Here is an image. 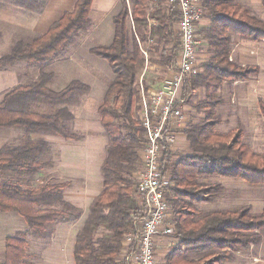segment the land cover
<instances>
[{
  "label": "trees",
  "instance_id": "16d2710c",
  "mask_svg": "<svg viewBox=\"0 0 264 264\" xmlns=\"http://www.w3.org/2000/svg\"><path fill=\"white\" fill-rule=\"evenodd\" d=\"M29 9L40 8L38 0H10ZM121 0V9L114 16V38L109 45L91 48V53L108 61L114 79L98 107L105 132L110 139L102 164L103 188L89 209L88 217L77 233L74 264H116L127 233L134 232L145 216L146 207L135 190V171L140 163V149L146 142V131L138 117L140 89L138 75L147 62L174 68L180 51L175 26L179 19L178 5L160 0ZM210 20L201 29L210 58L202 64L203 71L185 81L184 99L203 113L199 121L189 122L185 132L190 152L179 155L166 151L162 160L164 171H170L172 186L167 192L176 232L171 235L176 245L165 258V264H223L234 258L240 249L259 245L264 233V209L254 215L245 205L236 210L204 212L199 204L220 197L222 183L207 179L228 177L250 184H264V154L254 151L244 140V129L238 127L228 134L217 131L222 102L219 94L226 81L255 77L259 68L242 66L231 59L232 36L240 35L254 41L264 40V19L252 13L237 0H203ZM264 6V0H261ZM92 0H77L49 29L29 42H16L0 57V70L17 61L40 65L39 76L29 84L19 85L0 99V127H22L27 134L48 133L66 139H79L71 129L76 106L91 87L73 80L60 90L49 87L53 71L45 66L63 55L76 42L79 32L91 24ZM133 21L128 28V18ZM154 41L159 57L148 59L143 45ZM147 89V88H146ZM200 89L201 101L193 102ZM48 107L49 111L41 108ZM264 116V102H260ZM50 143L43 138H29L23 144L0 148V211L22 215L29 229L43 236L53 222L75 221L82 210L66 202L63 190L70 181L24 187L5 181L8 170L37 177L46 164L43 156ZM6 259L0 264H28L27 232L6 239Z\"/></svg>",
  "mask_w": 264,
  "mask_h": 264
},
{
  "label": "crops",
  "instance_id": "0c3cea01",
  "mask_svg": "<svg viewBox=\"0 0 264 264\" xmlns=\"http://www.w3.org/2000/svg\"><path fill=\"white\" fill-rule=\"evenodd\" d=\"M76 1L77 0H38L41 5L40 8L29 9L20 6L10 0H0V48H7L11 45L13 46L16 42L28 38L33 33L41 31H44L45 33L53 23L52 22L51 24H47L49 23L50 19L52 17L60 18L66 11L72 10ZM237 1L244 6L256 5L259 13L264 18V11L260 9L257 0ZM159 3L160 0H153L151 3V7L154 8L158 6ZM167 3H171L170 0H165V4ZM120 9L121 0H92L90 10V26L92 28L89 26L88 30H90V32L94 33L95 35V32L98 29L95 26H100L102 22L107 21L113 26L114 38L115 27L113 24V18L120 11ZM202 12V18L197 24L196 33L201 42V47L198 55L201 65L204 62L208 61V59L210 58L208 45L202 39L201 35L198 34L200 33L201 29L207 28L210 25V20L206 16L207 10L204 7V3H202ZM94 17L96 18V20L94 19ZM132 27L133 21L130 16L128 18V28L132 30ZM175 29L177 31L176 26ZM109 31L111 37V29H109ZM110 43L103 44V42H98L97 44L88 43L89 45H86V42L84 41L82 49L83 51H86L87 49V52H89L92 57V61L88 63L90 67H92L94 63L100 62L101 64L102 62H104L112 71L107 60L94 55L90 51L94 46L109 45ZM146 44L147 50H143L144 48L142 49L145 56L148 59L153 56L159 57L160 53L154 50L156 43L154 41H150ZM148 49L150 50L148 51ZM95 56L99 59H97ZM231 59L236 63L238 62V64L242 66H256L259 68V72L253 78L237 80L233 82L226 81L223 87L220 89L219 94L222 93L223 96L220 94L222 102L219 106H226L224 109H222V115H220L217 108L218 115L221 119L220 124L218 125L219 128H221L220 133L228 134L240 126L244 129V140L252 147V149H254V151L259 152L260 149L258 148V145L262 143L264 145V116L262 115L260 108V102H264V40L254 41L251 39L243 38L240 35H237V33L233 34ZM52 61L46 64H49L47 66L48 70L53 71L54 73V77L51 80L49 87L54 90H60L53 87L54 81L58 77V73L56 69L50 65ZM82 61V64L80 63V70L83 69L85 63L84 60ZM19 62L21 63L28 61H17L13 65H9L7 66V68L5 67L0 70V93L7 90L8 88H14L19 85H26L30 83H21V80L24 78L21 76ZM67 63L68 62L66 61L65 64ZM143 70L144 71H142L143 75L141 78V86L138 87L141 90L140 100L138 103L139 119L141 117V107L144 103L143 97L153 89L161 87L165 78L171 77V75H173L175 72V69L173 68L166 67L152 61L150 62V60L149 62H147ZM144 75L145 78H143ZM38 76L39 73L33 80H31V82H33ZM105 76H108L109 78V75L107 74L99 75L91 78V81H87L86 79L84 80L79 76H72L71 81L80 80L91 87L90 92L85 97L86 99L88 98L87 100L89 101H91L92 99V103H89L87 105L89 107L92 106V109H87V106L84 105L81 110H76L75 122L78 127L75 128L74 131L81 134V138L66 139L64 137L48 133L27 134L25 132L17 131L13 132L12 136H10L12 140L15 141V144H8L11 146L21 145L29 138H43L50 143V146L51 143L56 144L55 148L59 152L60 156L58 157L59 164L57 166V171L59 174L58 176H60L62 180H64L63 177H66L65 181H70V186L63 190L64 199L66 200V202H70L82 210L80 218L75 221L53 222L47 225L46 232L48 230V233L45 232L43 236H47L46 241L49 242L46 248H44V250L42 251V256H44V261H46V263L48 264L75 263L74 251L73 257H71L70 254L72 255V249L75 246L77 233L81 230L88 217L91 204L94 202L96 197H98L103 188V177L100 174V166L102 168V164L106 156H100L97 158L95 157L94 152L95 149L99 148V146L105 147V145L108 143V139L107 134L104 133V125L98 112L97 107L99 106H97L98 104H96V101H94L93 97H95L96 99H100V95H103L104 97L110 84H105L103 82L102 78H104ZM110 79L113 80L111 77ZM70 82H68L65 86H67ZM198 92H200V95L204 97V89H200ZM3 96L4 94L0 97V99ZM203 97L201 99L194 98L193 102L196 103L198 101H201ZM183 104L185 109L186 125L189 124V122H192V116L197 114L199 115V113L202 112H198V109L186 100ZM95 105L96 108L93 107ZM95 112L97 113V115H95ZM202 118L203 115L200 120ZM186 128L187 126H182V128L177 129L176 143L170 149V151L174 155V162L178 161L179 155L185 154L186 151V153L190 152V145L188 143L189 141L185 132ZM84 132L88 134L83 136ZM184 149H186L184 153H181ZM50 155H52V152ZM45 163L46 164L39 171L37 177L30 178L24 176L21 172L8 170L2 174V178L5 181H12V183L21 184L24 187L47 184L48 181L53 177V168L50 160L49 162L45 161ZM140 165L141 164L139 163L138 168L140 167ZM218 178L212 179H218L223 186L220 197L216 199L220 200L222 207L221 210H236L245 205H249L251 207V212L254 215L260 214L263 211L264 199H261L259 194L261 190H264V184L254 185L248 183L243 179H228V177ZM246 189L252 192H249V194H247V196L249 197L248 199H246L244 195ZM204 203L206 204L205 206H208L206 208L208 210H211L207 202ZM19 232H27L28 244H30L31 240L38 238V235H36L29 229L28 223L22 215L15 211H0V263L5 262L6 259L5 245L7 237L14 236ZM43 236H39V238L41 239V237ZM169 238L171 237L164 236L158 239L157 264L159 263V260H161V258L165 259L167 254L171 251L169 249H166ZM126 246L127 244L124 241V248ZM54 252L56 253L57 258L53 256ZM122 255H120L119 257H122ZM223 264H264V233L263 239L261 243H259V245H252L249 248L236 251L234 253L233 260L225 262Z\"/></svg>",
  "mask_w": 264,
  "mask_h": 264
},
{
  "label": "built area",
  "instance_id": "2783aa9c",
  "mask_svg": "<svg viewBox=\"0 0 264 264\" xmlns=\"http://www.w3.org/2000/svg\"><path fill=\"white\" fill-rule=\"evenodd\" d=\"M178 5L176 23L180 51L171 77L165 78L161 87L143 97L140 122L146 131V142L141 147L140 167L135 171V190L143 200L146 214L134 232L123 240L122 257L116 264H157V242L176 232L167 192L172 186L170 171H164L162 160L166 151L176 143L177 129L185 125V81L199 75L202 65L198 55L201 42L197 24L202 18L203 0H170ZM182 91V92H181ZM181 92V93H180ZM124 241L127 246L124 248Z\"/></svg>",
  "mask_w": 264,
  "mask_h": 264
},
{
  "label": "rangeland",
  "instance_id": "374dc122",
  "mask_svg": "<svg viewBox=\"0 0 264 264\" xmlns=\"http://www.w3.org/2000/svg\"><path fill=\"white\" fill-rule=\"evenodd\" d=\"M257 1H258L257 3L259 4L260 9L262 11H264V7L261 4V1L260 0H257ZM248 7L252 11V13H255L257 16L263 18L262 15L259 13V10L257 9L256 5H251ZM57 18H59V17H52L50 19L49 23H47V24H51L52 22L56 21ZM94 19L96 20L95 17H94ZM47 26H49V25H47ZM95 27L98 28L97 31L95 32V35H94V33H91L90 30H88V27L86 29L80 31L78 37L75 38L76 42L74 44L70 45L68 47L67 51L63 55L54 58L53 61L50 63V65L53 68H55L57 73H58V77H57V79H55L54 84H53L54 88L61 89L68 82H70L72 80V76H79L80 78H82L84 80L86 79L87 81H91V78H93L95 76L107 74V75H109V78H108V76H105L104 78H102V80L105 84L111 83L112 80L110 79V77L112 79H114V73L110 70L109 66H107L106 63L102 62L101 63L102 65H101L100 62H98V63H94V65L92 67H90L88 65V63L92 61L91 54L89 52H87V49H86V51H83V49H82L84 41L86 42V45L88 43L97 44L98 42H103V44H108L112 41V38H113V26H112V24H110L107 21H104V22H102V24L100 26L97 25ZM109 29H111V32H112L111 37H110ZM43 33H44V31L33 33L28 38L23 39V41L29 42V41L33 40L34 38L40 36ZM109 38H110V41H109ZM11 48H12V45L7 47V48H0V56H3V54L8 53ZM143 48H144L143 50H147V44H144ZM150 49H148V51ZM82 52H84V53H82ZM97 59H99V58H97ZM82 60H84L85 63H84L83 69L80 70V63L82 64V62H83ZM100 60H102V59H100ZM66 61L68 62L67 64H65ZM48 65H46V66H48ZM39 67H40V65L36 64V63L33 65V63L21 62L19 64V68H20L21 76L24 78L21 80V83L31 82V80H33L37 76V74L39 73V69H40ZM142 71H144V70H142ZM142 71L138 75V83H137L138 87L141 86V78L143 75ZM143 78H145V75L143 76ZM15 86H17V85H15ZM12 88L13 87L8 88L7 90L1 92L0 97L3 94H5L6 92H8L9 90H11ZM220 94L222 95V93H220ZM100 96H99L100 99H96L95 97H93L94 101H96V104H98L97 106H99L100 103L102 102L103 95H100ZM202 97L203 96L200 95V92H198V94L194 98L195 99H197V98L201 99ZM87 99H86V97H83V99H81V103L77 104L76 110L77 109L81 110L84 105L87 106L89 103H92V99H91V101H89ZM88 107L89 106H87V109H90V110L92 109V106H90L89 108ZM93 107L96 108V105ZM225 107H226L225 105H221L218 107V111H219L220 115H222V109H224ZM41 110L42 111H49V108L44 107V108H41ZM95 115H97L96 112H95ZM202 115H203L202 113H199V115L197 114V115L192 116L191 121L192 122L199 121L200 118L202 117ZM75 121L76 120L74 119L73 121L69 122V125H70L72 130H74L75 128L78 127V125L76 124ZM15 131L27 133L24 128L18 127V126L17 127H0V147L4 144H15V141L12 140V138L10 137V136H12L13 132H15ZM217 131L218 132L221 131V128H219V126L217 128ZM86 134H88V133L84 132L83 136ZM107 139H108V143L105 145V147L103 146L104 148L102 146H99V148L95 149V152H94L95 157L98 158L100 156H106L107 148H108V145L110 142V139L108 136H107ZM55 146H56L55 143H51L49 152L43 156L44 161L49 162V160H50V162L52 163L51 165L53 168V172H52L53 177L48 181L49 184L56 183V182H62V181H65V179H66V177H63L64 180H62V178L60 176H58L59 174L57 171V166L59 164L58 157H60V156H59V152L56 150ZM101 147H102V149H101ZM258 148L260 149L259 152L261 154H264L263 143L259 144ZM185 150L186 149L182 150L181 153H184ZM51 152H52V155H50ZM100 174L103 177L101 166H100ZM218 179H207L206 182H216V181H219ZM249 192H251V191L246 189L245 194H244L246 199L249 198L247 196V194H249ZM259 195H260L261 199H264V190H261ZM207 204L209 205V208L211 210H208L206 208L208 206H205L206 204L203 201H202V203L199 204V207L204 212H211V211L222 209L220 200H216L214 202H207ZM46 233H48V230ZM37 237H38L37 239L31 240L30 244H28V248H27V253H28L27 258L28 259L26 260V262L30 263V264H48V263H46V261H44V258H43L44 256H42V251L44 250V248H46V246L49 242V241H46L47 236H45V237L43 236V237H41V239L39 238V236H37ZM174 245H176L175 238H172V239L169 238L166 249L171 250ZM73 251H74V247L72 249V255L70 254L71 257H73ZM53 256L56 257L55 252L53 253ZM158 264H165V259L161 258V260H159Z\"/></svg>",
  "mask_w": 264,
  "mask_h": 264
}]
</instances>
